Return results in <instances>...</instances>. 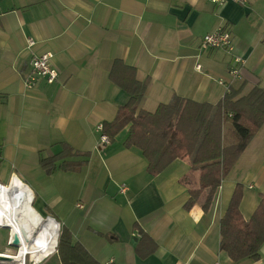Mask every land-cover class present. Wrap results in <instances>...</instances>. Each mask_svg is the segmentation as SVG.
Returning a JSON list of instances; mask_svg holds the SVG:
<instances>
[{
    "label": "crops",
    "instance_id": "crops-1",
    "mask_svg": "<svg viewBox=\"0 0 264 264\" xmlns=\"http://www.w3.org/2000/svg\"><path fill=\"white\" fill-rule=\"evenodd\" d=\"M218 27L229 29L234 51L201 50L202 36ZM44 52L53 54L57 81L27 88L31 55ZM235 56L244 64L231 80ZM116 62L146 84L138 110L149 113L174 96L214 105L226 95L220 79L240 97L264 89V0L220 7L207 0H0V223L16 179L30 190L36 213L53 218L98 264H264V245L257 261L233 262L219 250V221L235 186L242 185L245 221L264 193V123L208 210L202 209L206 191L186 209L200 178L190 158L153 176L141 150L124 145L129 125L109 144L99 143L97 127L130 100L110 78ZM63 146L88 154L68 159L83 158L85 166L46 174L40 160ZM2 226L0 255L16 257L4 247L10 230ZM26 258L25 264H61L57 250L40 261Z\"/></svg>",
    "mask_w": 264,
    "mask_h": 264
},
{
    "label": "trees",
    "instance_id": "trees-1",
    "mask_svg": "<svg viewBox=\"0 0 264 264\" xmlns=\"http://www.w3.org/2000/svg\"><path fill=\"white\" fill-rule=\"evenodd\" d=\"M110 78L129 93L130 100L119 108L112 122L103 125V132L113 141L129 125L124 145L141 150L148 162L147 172L153 176L176 159L190 158L191 169L200 173L199 189L189 192L185 208L190 209L206 191L202 205L206 212L221 182L264 123V89L255 86L241 97L238 91L230 90L214 105L174 96L167 104H160L149 113L138 110L146 84L135 81L132 69L116 62ZM225 126L229 127L224 132ZM87 156L63 146L60 153L41 159L40 166L46 174L78 172L86 161L83 158L80 161L68 159ZM241 200L242 185L237 184L219 221V250L233 262L257 261L264 245V193L248 221L240 213ZM60 229L57 253L61 264H98L81 245L71 242L65 228Z\"/></svg>",
    "mask_w": 264,
    "mask_h": 264
},
{
    "label": "bare ground",
    "instance_id": "bare-ground-1",
    "mask_svg": "<svg viewBox=\"0 0 264 264\" xmlns=\"http://www.w3.org/2000/svg\"><path fill=\"white\" fill-rule=\"evenodd\" d=\"M31 195L25 191L18 180L13 179L8 185L4 198L3 221L5 223H0V226L8 225L19 235L22 248L20 251L16 250L18 256L12 257L17 264H25L28 254H30V262H36L50 255L55 251L59 236V226L55 224L56 222L51 219L45 220L33 209ZM21 227L25 230L26 239L21 235Z\"/></svg>",
    "mask_w": 264,
    "mask_h": 264
},
{
    "label": "built area",
    "instance_id": "built-area-1",
    "mask_svg": "<svg viewBox=\"0 0 264 264\" xmlns=\"http://www.w3.org/2000/svg\"><path fill=\"white\" fill-rule=\"evenodd\" d=\"M209 3L215 7H220L224 5L229 0H207ZM240 4H245L246 0H231ZM35 46V41L31 38L27 39V48L31 49ZM201 50H224L228 52L234 51L235 44L232 38V34L226 27H218L210 33H206L201 38L200 42ZM53 54L49 52L44 53H32L29 60V73L23 78L24 85L27 88H33L37 84L43 83L46 85L54 84L58 78V71L52 64ZM244 60L238 56L233 57L230 65L227 69V75L231 80L237 79L239 77L240 70ZM200 67L196 66V70ZM218 83L225 88V94L230 92V84H228L223 79L218 80ZM97 132L99 133V143L106 145L110 143V139L103 132V126L99 125L97 127ZM1 148V142H0ZM120 193L125 192V187L123 185L119 186ZM81 207V205H78ZM105 264H116L113 260L106 262ZM219 264V263H215Z\"/></svg>",
    "mask_w": 264,
    "mask_h": 264
},
{
    "label": "water",
    "instance_id": "water-1",
    "mask_svg": "<svg viewBox=\"0 0 264 264\" xmlns=\"http://www.w3.org/2000/svg\"><path fill=\"white\" fill-rule=\"evenodd\" d=\"M19 183L22 185V187L25 189V191H27L28 193H31L30 190L28 189V187L25 184L21 183L20 181H19ZM48 219H51V220L55 221L51 217H45V220H48ZM2 227L8 228L10 230L9 242H8L9 245L11 247L15 248L16 250L20 251L22 246H21V241H20L18 233L14 232L13 229H11V227L8 226V225H3ZM21 235L26 239V233H25V230H24L23 227H21ZM12 260L13 259H12L11 256H7V255H4V254L0 255V264H5V262H12Z\"/></svg>",
    "mask_w": 264,
    "mask_h": 264
},
{
    "label": "rangeland",
    "instance_id": "rangeland-1",
    "mask_svg": "<svg viewBox=\"0 0 264 264\" xmlns=\"http://www.w3.org/2000/svg\"><path fill=\"white\" fill-rule=\"evenodd\" d=\"M229 126H225L224 127V132L227 130V128H228ZM60 227H59V230H58V233L60 234ZM59 237V236H58ZM57 243H58V239H57ZM8 244V242L5 244L4 243V247L5 248H9V249H11L12 251H16V249L15 248H13V247H10L9 245H7ZM55 250H57V244H56V248H55ZM27 260L26 261H29V259H28V257L26 258ZM40 261V260H39Z\"/></svg>",
    "mask_w": 264,
    "mask_h": 264
}]
</instances>
